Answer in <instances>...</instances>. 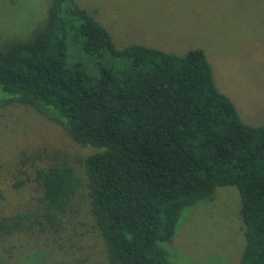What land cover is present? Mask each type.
Listing matches in <instances>:
<instances>
[{"label":"trees","instance_id":"trees-1","mask_svg":"<svg viewBox=\"0 0 264 264\" xmlns=\"http://www.w3.org/2000/svg\"><path fill=\"white\" fill-rule=\"evenodd\" d=\"M7 103L32 107L95 151L83 158L84 178L47 149L18 147L1 162V235L56 229L64 218L75 226L85 210L109 264H172L161 243L182 210L234 185L245 237L237 264H264V123L241 120L202 48L118 49L91 11L51 0L41 29L0 48Z\"/></svg>","mask_w":264,"mask_h":264},{"label":"rangeland","instance_id":"rangeland-1","mask_svg":"<svg viewBox=\"0 0 264 264\" xmlns=\"http://www.w3.org/2000/svg\"><path fill=\"white\" fill-rule=\"evenodd\" d=\"M75 1L106 27L118 49L131 43L177 54L202 48L216 87L232 100L241 120L264 123V0ZM50 2L0 0V48L30 39L41 29ZM87 59L80 64L90 75L93 61ZM18 147H26L28 154L47 149L53 159L54 154L66 156L83 178V158L95 151L32 107L3 104L0 163L10 161ZM45 157L40 153L32 160L40 167ZM240 205L237 187L223 185L209 198L186 206L174 235L161 243L171 263L237 264L245 243ZM84 211L75 226L64 218L56 229L35 225L15 235L0 234V264H109L103 239L90 218L82 217Z\"/></svg>","mask_w":264,"mask_h":264}]
</instances>
